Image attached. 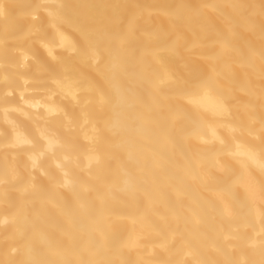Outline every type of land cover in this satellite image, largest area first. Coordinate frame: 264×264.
<instances>
[{
    "label": "bare ground",
    "instance_id": "obj_1",
    "mask_svg": "<svg viewBox=\"0 0 264 264\" xmlns=\"http://www.w3.org/2000/svg\"><path fill=\"white\" fill-rule=\"evenodd\" d=\"M262 163L264 0H0V264H264Z\"/></svg>",
    "mask_w": 264,
    "mask_h": 264
},
{
    "label": "clouds",
    "instance_id": "obj_2",
    "mask_svg": "<svg viewBox=\"0 0 264 264\" xmlns=\"http://www.w3.org/2000/svg\"><path fill=\"white\" fill-rule=\"evenodd\" d=\"M205 87H206V86H205ZM205 87H202V89H204ZM202 89H201V90H202ZM185 103H187V100H186V99H185ZM189 106L193 108L192 105H189ZM35 164H36V160L33 159V165L35 166ZM261 167H264V163L261 164Z\"/></svg>",
    "mask_w": 264,
    "mask_h": 264
}]
</instances>
